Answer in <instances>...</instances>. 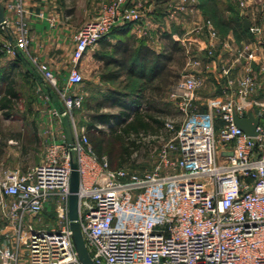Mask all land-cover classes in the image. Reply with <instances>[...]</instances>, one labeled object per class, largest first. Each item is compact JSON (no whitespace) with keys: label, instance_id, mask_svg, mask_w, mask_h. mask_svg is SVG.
I'll list each match as a JSON object with an SVG mask.
<instances>
[{"label":"built area","instance_id":"built-area-1","mask_svg":"<svg viewBox=\"0 0 264 264\" xmlns=\"http://www.w3.org/2000/svg\"><path fill=\"white\" fill-rule=\"evenodd\" d=\"M258 4L241 0L239 6L249 32L260 37ZM261 4L264 10V0ZM8 7L20 17V37L11 34L14 41L0 43V53L23 57L61 108L49 107L45 153L37 167L21 173L0 165V199L10 200L0 206L16 234L14 248L0 246V264H81L69 219L72 162L80 174L78 222L95 264H264V63L259 77L249 70L235 77V64L249 59L239 50L226 63L221 51L232 52L231 45L211 20L197 24L181 41L186 59L196 67L219 68L224 96L209 99L205 111L195 110L206 78L186 74L170 89L183 120L165 122L168 137L155 166L143 173L112 169L74 116L84 103L77 90L84 83L78 64L113 29L141 25L142 4L102 2L97 18L73 38L74 65L65 78L31 55L22 0ZM250 112L260 119L255 137L234 123L235 116L245 119ZM43 215H52L46 225Z\"/></svg>","mask_w":264,"mask_h":264},{"label":"crops","instance_id":"crops-1","mask_svg":"<svg viewBox=\"0 0 264 264\" xmlns=\"http://www.w3.org/2000/svg\"><path fill=\"white\" fill-rule=\"evenodd\" d=\"M3 1H5L6 19L7 24L11 29V34H14L15 38H18L20 37V30L18 27L20 17L15 9L8 7V4L12 2V0H0V4ZM100 1L101 0L82 1L80 6L76 7V11L74 9V11L71 12L65 9L67 0H22L26 11L24 17L28 21L29 36L32 40L30 48L31 55L41 58L49 65L58 77L65 78L74 65L72 62V52L75 47L73 38L80 29L72 25V20L75 15L79 13V8L84 5L88 6V9L84 11L86 13V16H84V22L99 15L102 4ZM133 1L142 4L145 10L146 16L142 24L133 25L132 28L126 31V33H117L107 36L96 46L92 47L84 56L83 60L78 64V68L83 75H86L91 67L93 70L96 69V75L92 78V85L88 88L90 91L88 92L89 94L92 92L91 94L93 96L96 95L98 100L104 99L103 97L109 90L116 89L113 86V83H117V81H102V76L107 73L104 71L113 68L112 64H108L113 62L112 59L116 58L114 54V48L116 46L119 45L120 49L123 50L125 44L130 41L134 45V50L139 49L142 45L149 50L160 54L166 49L169 43L167 37L170 36L179 41V44L182 47L181 41L185 35L190 33L197 24H201L207 19L202 9L201 0H186V4L183 0ZM160 6L161 8H164L163 14L158 10ZM228 13L229 11H226L225 15ZM41 14L44 15V18L39 17ZM241 18L244 23V18ZM51 22L55 24V29L51 28ZM248 32L249 30L246 31V33ZM229 38H232L231 34L222 40L229 43ZM203 40L205 41V37H203ZM0 43H11L6 29L1 25ZM229 45L231 44L229 43ZM221 52L225 55L230 53L226 48H222ZM22 63L23 62H19L7 54L0 53V101L6 95L11 76H14L16 72H19V68L21 67L25 66L27 68V71H25L26 73L29 72L37 76L41 81L40 77L33 72L29 63ZM214 68V66H211L210 70H208V75L213 79L219 77H215ZM120 74V80H122L126 76V71ZM209 76L207 78H210ZM234 76L237 77L239 75L235 72ZM41 84L43 85L45 92L51 98L50 93L47 90V85L42 81ZM172 86L165 91L163 99L166 98L167 101L170 102V105L174 107V103L170 98V89ZM15 91L18 94L16 88ZM201 92H199L198 104L195 107V110L205 111V104L211 98L202 97ZM156 102L157 109L165 113L164 117L161 118V121H167L170 119L171 117H167L169 116L170 111L162 104V100H156ZM110 104L111 103L105 105L107 107ZM34 106L36 111L32 112L31 109L33 107L28 106V111H25L21 117H15L8 113L6 114L7 109L2 110L0 104V121H17V124H20L21 127L14 136H11L8 139L7 144H5L6 146L0 144V165L4 169L27 173L37 167L43 160L45 152L42 137L43 132L46 129V121L48 120L49 113L48 110L49 107L61 108V104L53 97L48 106H41L37 103H35ZM119 110L121 109L119 108ZM118 112H115V114ZM146 112H148L149 115H152L155 119H160L156 117L157 115L154 111H150L144 105L140 106L139 113L143 114ZM133 117L134 114L127 121H132ZM0 202L7 204L10 200L0 199ZM6 213L5 209L0 206V246L14 248L16 245L15 228L13 222L8 219ZM47 223L49 222L45 223L43 220L44 225Z\"/></svg>","mask_w":264,"mask_h":264},{"label":"rangeland","instance_id":"rangeland-1","mask_svg":"<svg viewBox=\"0 0 264 264\" xmlns=\"http://www.w3.org/2000/svg\"><path fill=\"white\" fill-rule=\"evenodd\" d=\"M82 1L86 2L87 0H67L65 9L71 12L74 11V9L76 11V7H79ZM104 1L106 2L110 0H101L100 3ZM183 1L186 4V1ZM257 1L259 2V4L255 17V19L257 20L256 23L264 24L263 4L260 5L262 0ZM229 2H231L234 11L241 18L243 15V11L240 9L239 6L241 0H229ZM87 9V5H84L83 7L79 8V13H77L72 20L73 26L81 28V26L87 22H84V16H86V13L84 11ZM97 16L90 20L97 18ZM226 16L231 19L233 18L234 13L229 12ZM216 29L222 39H225L226 37L230 36V34L232 36L231 39L229 38V43L231 44V48L233 51L227 55L221 53L226 63L229 61H234L235 53L240 50L249 59V61L246 62L245 60H241L239 63L235 64V71L237 75H243L245 71L249 70V72L259 77L262 70V65L264 63V42H261L264 41V36L262 35L259 37L253 35L251 32H235L233 29L229 30L227 27L224 26H219V28ZM260 38L261 41L259 40ZM183 53L185 58L173 64V69L176 71L177 74H179V80L182 79L188 73H194L200 76H205L206 85L204 90H202L201 92L202 97L218 99L224 96V83L222 79L218 77L219 68H214L216 75L215 77L218 78L213 79L211 78V76L208 75V70L205 69V67H196L192 65V63H190L186 59L185 50ZM25 71H27V68L25 66L21 67L19 68V72H16L14 76H11L12 79L10 78V80L14 81L16 86L15 88L18 92V97L16 99H13L14 102L12 104V107L6 110V114L8 113L11 116L13 115L15 117H21V115H23L25 111H28V106L33 107L31 109L32 112L36 111L34 106L35 103L41 106H48L50 104L47 99L48 94L45 92V89L41 84L42 80L40 81L37 76L29 72L26 73ZM95 71L96 69L93 70L91 67L89 72L86 75H83L84 83L77 90L78 92H80V94L84 96V103L82 108L77 111L74 116L76 118L79 129H86L87 135L93 147L98 151V145L101 144L103 147L102 155L108 159L112 169H117L118 167L117 161L115 159V154L120 145H118L114 140V133H120L123 127L126 125L127 121H113L109 125L96 126V128H92L94 129L93 131L88 132L87 130L89 128V125H92V123L94 122L91 121L92 113L94 112V110L99 105H104V99L98 100L96 95L93 96L91 94L92 92L89 94L90 91L88 88L92 85V78L96 75ZM112 71L113 68L105 70L104 72ZM207 75L210 78H207ZM62 81H65V79H62ZM113 86L115 88H118L119 90L124 91V89L128 86L131 88L140 87L141 81H138L136 79L129 80L128 77L125 76L122 80L117 81V83H113ZM52 96L57 99L55 94H52ZM162 104L165 105L166 109L170 111V114L167 117H171L170 119H174L176 123H180L183 120L178 110L172 105H170V102H168L166 98L162 99ZM197 104L198 103H196V106ZM113 106L114 105H108L107 107L104 106L103 112L115 113L120 111L118 107ZM153 124L155 127L157 126V124ZM20 128V124H17V121H0V144H7L8 139L11 136H14V134L17 133ZM167 137L168 134L163 129L161 131L157 130L156 133L151 132L149 134L140 135L138 139L139 141H137V144H139L137 151L134 152V154L127 160L123 167L137 173H143L145 171L151 170L157 162L158 149L162 146V144L165 143V139ZM131 139H134V136ZM51 218L52 215H43L42 217L45 223L52 220Z\"/></svg>","mask_w":264,"mask_h":264},{"label":"trees","instance_id":"trees-1","mask_svg":"<svg viewBox=\"0 0 264 264\" xmlns=\"http://www.w3.org/2000/svg\"><path fill=\"white\" fill-rule=\"evenodd\" d=\"M201 1L205 17L211 20L216 28L224 26L229 30L233 29L235 32L246 33L242 18L234 11L229 0ZM158 10H160L159 12L161 14L164 13V8H161V6ZM226 11L234 13L233 18L230 19L227 17L225 15ZM132 26V24H126L117 27L108 36L117 33H126ZM167 38L169 43L166 49L160 54L142 45L139 49L134 50V45L130 41L125 44L123 50L120 49L119 45L116 46L114 48L116 58L112 59L113 62L108 64L113 65V71L107 72L106 75L102 76V81L115 82L120 80V73L126 71V76L129 80L136 79L141 81L140 87L131 88L128 86L124 91L118 88L109 90L103 97L104 105H99L92 113L91 121L94 122L87 129L90 132L94 130L92 128H96L98 125H109L113 121H127L134 114L133 120L127 121L120 133H114V140L120 145L115 154L117 169L125 168L123 165L137 151L139 146L137 141H139L140 135L151 132L156 133L157 130H165L166 121H161L165 113L157 109L156 100H162L165 91L179 80V74L173 69V64L185 58L179 41L170 36ZM16 60L28 63L21 56L16 58ZM17 97L14 81L10 80L6 95L0 101L1 109L8 110V108H11L14 102L13 99ZM109 103H111L110 105H114L113 107H119L121 110L116 114L103 112L104 106ZM143 105L150 111H154L157 115L156 117L160 119H155L148 112L143 114L139 113V108ZM153 123L157 124V126L155 127ZM133 136L134 139H131ZM94 150L98 156H103V147L101 144L98 145V151L95 148Z\"/></svg>","mask_w":264,"mask_h":264},{"label":"water","instance_id":"water-1","mask_svg":"<svg viewBox=\"0 0 264 264\" xmlns=\"http://www.w3.org/2000/svg\"><path fill=\"white\" fill-rule=\"evenodd\" d=\"M0 25L6 29L11 42L14 41L11 35V29L7 24L6 19V6L5 1L0 4ZM244 29L248 31L250 29V22L244 20ZM47 90L51 93L50 88L47 86ZM234 123L240 128L246 135L250 137L256 136V128L260 123V119L255 117L253 113H248L247 118L240 119L237 116L234 117ZM231 155V153H230ZM79 191H80V174L78 171V165L72 162V174L70 182V197H69V219L70 230L72 232V240L75 250L78 255V259L81 264H95L88 251L80 224L79 219Z\"/></svg>","mask_w":264,"mask_h":264}]
</instances>
